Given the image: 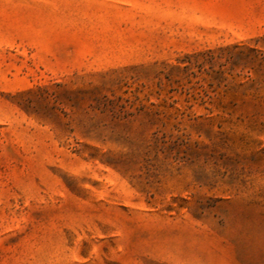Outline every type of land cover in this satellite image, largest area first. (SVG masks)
Listing matches in <instances>:
<instances>
[{"label": "rangeland", "instance_id": "rangeland-1", "mask_svg": "<svg viewBox=\"0 0 264 264\" xmlns=\"http://www.w3.org/2000/svg\"><path fill=\"white\" fill-rule=\"evenodd\" d=\"M0 264H264V0H0Z\"/></svg>", "mask_w": 264, "mask_h": 264}]
</instances>
